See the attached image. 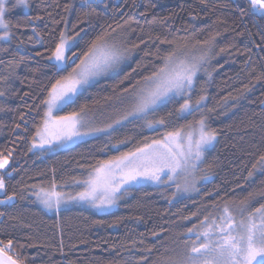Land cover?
Returning <instances> with one entry per match:
<instances>
[{
	"label": "trees",
	"instance_id": "obj_1",
	"mask_svg": "<svg viewBox=\"0 0 264 264\" xmlns=\"http://www.w3.org/2000/svg\"><path fill=\"white\" fill-rule=\"evenodd\" d=\"M68 2L30 0V15L43 17L34 22H27L25 12L14 7L11 1L7 6V18L20 25L13 28L19 39L12 41V51H16L19 40L24 41L15 56L12 52H0V61H3L0 77H8L6 83L0 81V88L10 85L9 94L0 97V106L6 109L0 111V151L5 154L12 151L9 168L12 175L5 179L10 191L15 186L24 197L0 204V213H3L0 239L5 242L13 239L14 251L9 255L23 260L24 264H137L142 251L152 248L149 264H160V260L170 254L166 250L174 246L176 238L198 223L192 213L199 211V219H203L205 205L216 202L222 207V201L228 200L237 207L249 193L255 197L253 208L264 203L260 196L264 193V173L257 171L245 180L259 155L258 149L264 147V104L261 103L264 101V79L256 80L264 74V59H261L264 51L255 46L264 47L260 35L264 32V20L251 15L241 18L236 3L247 8V0H205L203 4L201 0H107V12L90 21L95 31L105 22L115 27L114 21L121 24L128 21L123 35L129 44L145 41L130 60L81 96L78 103H89L93 111L118 102L115 98L111 101L104 98L112 96L113 86L118 85L125 72L136 67L145 48L155 49L158 43L155 37L176 39L180 43L187 40L191 48L192 45L203 47L196 42L216 36L205 65L212 76L209 79L202 71L193 93L195 99L201 86L206 89L207 100L202 111L208 117V125L218 133L214 146L204 153L205 163L200 166L203 171L212 164L211 180L198 184L199 193L172 197L175 188L167 185L133 186L112 210L104 213L85 205L49 211L35 201L33 186L49 188L55 181L58 188L65 187L66 193L70 191L75 196L83 186L73 183V177L85 179L91 165L134 149L145 136L157 137L182 125L186 128L189 122L193 125L201 115V110L186 117L178 118L173 114L167 118L166 128L158 127L155 131L142 128L140 120L124 122L115 126V130L61 150L29 152V143L43 115V108H36L40 101L34 97L40 92L48 71L45 65L49 52L46 49L54 47L53 35H59L58 31L53 34L50 30L64 27V21L54 25L53 18L67 17L70 29L80 14L78 11L65 12L63 6ZM48 13H52L51 18ZM221 48L227 51L221 52ZM37 52L40 55H36ZM21 56L24 57L22 62L9 64L10 60L19 61ZM123 86H127V82ZM25 93L31 94L25 96ZM93 101L98 103L93 105ZM178 106L169 104L159 109L156 117L170 110L174 112ZM209 109L214 110L209 112ZM21 113H24V120L20 119ZM16 123L21 127L14 132ZM121 140L127 142L118 143ZM169 198H172L171 204ZM184 217H191V220Z\"/></svg>",
	"mask_w": 264,
	"mask_h": 264
},
{
	"label": "snow or ice",
	"instance_id": "obj_2",
	"mask_svg": "<svg viewBox=\"0 0 264 264\" xmlns=\"http://www.w3.org/2000/svg\"><path fill=\"white\" fill-rule=\"evenodd\" d=\"M204 2L205 0H201L202 4ZM247 3V8L236 3L241 18L251 15L264 20V0H247ZM7 4L8 0H0V41L4 42L0 44V52H12L15 56L24 41L19 40L16 51H12V41L19 39L13 28L20 25L13 24L7 18ZM13 6H22L25 9L27 22L43 19L40 15H30V0H15ZM56 6L60 7L59 3ZM108 8L107 0H79V3L69 0L64 4L63 10L78 11L80 14L77 22L69 29L67 17L61 16V20L53 18L54 25L64 21V27H54L50 30L53 34L58 31L59 35H53L54 47L46 49L49 52L48 63L45 65L48 71L40 92L34 97L40 101L36 108H43L42 127L38 126L32 137L33 141L39 142H34L29 151L33 148L63 147L83 136L105 133L109 129L115 130L114 125L124 122L140 120L143 121L142 128L155 131L158 127L166 128L167 118L173 114L179 118L201 110V115L195 121V129L187 133L182 125L157 137L145 136L134 149L91 165L87 178L81 180L73 177V183L83 186V190L75 196L66 197L63 192L57 191L55 181L47 189L41 187L36 190L33 186V194L48 210L56 209L59 212L61 205L71 200L85 201L98 209L111 208L116 206L117 201L130 190L132 184L142 181L174 187L172 197H177L181 194L199 193L198 184L211 180L212 164H208L207 170L203 171L200 166L205 163L204 153L214 146L218 133L208 125V117L202 111L207 100L206 89L201 86L200 94L195 99L193 93L202 71L209 79L212 76V72L205 65L210 59L216 36L212 35L205 41L196 42L203 45L204 50L200 55L190 54L195 48V45L189 47L190 41L180 43L176 39L155 37L154 40L158 41L155 43V49L145 48L144 55L136 67L130 72H125L118 85L113 86L112 96L104 98L106 101L115 98L121 105L116 109L117 118L104 127H96L93 123L94 117L89 115L93 106L87 102L78 103L81 96L93 84L98 83L100 78L113 73L125 61L130 60L133 53L145 44L143 40L129 44L123 35L128 21L124 24L114 21L115 27L105 22L99 31H95L90 22L91 18L100 17ZM48 16L51 18L52 13H48ZM196 18L193 16V19ZM32 30L36 32L35 28ZM92 31H95L94 35ZM260 35L261 41L264 42V32ZM255 46L264 51L261 45ZM220 51L227 50L221 48ZM36 55L40 53L37 52ZM23 60L24 57L21 56L19 61L10 60L9 64L16 65ZM261 79H264V74L256 77V80ZM7 80L8 77H0V81L6 83ZM126 82L127 86H123ZM9 88L10 85L0 88V97L7 96ZM247 90L246 85L245 91ZM96 103L98 101H93V105ZM261 103L264 104V101ZM169 104L179 106L174 112L170 110L166 115L157 118V111ZM5 110L0 106V111ZM20 119L24 120V113L20 114ZM20 127V123H16L12 131L15 132ZM126 142L121 140L118 143ZM258 152L259 155L245 180L257 171L264 173V147L258 149ZM12 157V151L7 154L0 151V204H9L18 197L24 198L22 193L15 190V186L9 190L10 186L5 179L6 176L12 175L9 171ZM198 173L200 174L197 175ZM260 196L264 199V193ZM254 199L253 193H249L237 207H233L228 200L222 201V207L216 202L210 206L205 205L206 214L203 219H199V211L192 213L198 223L186 228L184 233L176 238L174 246L166 250L170 254L162 258L160 264H264V203L253 208ZM169 203H172V198H169ZM2 215L3 213H0V216ZM184 219L190 221L191 217ZM62 246L63 241L61 251ZM13 251V239L6 242L0 239V264H24L23 260L13 259L9 255ZM152 253V248L144 249L137 264H149Z\"/></svg>",
	"mask_w": 264,
	"mask_h": 264
},
{
	"label": "rangeland",
	"instance_id": "obj_3",
	"mask_svg": "<svg viewBox=\"0 0 264 264\" xmlns=\"http://www.w3.org/2000/svg\"><path fill=\"white\" fill-rule=\"evenodd\" d=\"M12 2L11 4L12 5H15V0H8V4L9 2ZM7 4V6H8ZM15 7H18L20 8L23 12H25V9L22 7V6H15ZM203 47L202 46H195L194 49H192L191 51V55H200L201 52L203 51ZM116 71V70H115ZM112 74V73H110ZM109 74V75H110ZM108 76V75H107ZM106 77V76H105ZM103 78V77H102ZM101 79V78H100ZM99 79V80H100ZM121 105L119 104V102H116L114 104H112L110 107H101V108H98L92 112L89 113L90 116L94 117V120H93V123H94V126L96 127H104L106 124L108 123H111L112 120L116 119L117 118V112H116V109L117 108H120ZM115 114V115H114ZM42 127V121H41V124L39 125ZM117 126V125H114V127ZM195 129V124L191 125V128L186 127L184 128V131L187 133L191 130ZM110 130V129H109ZM99 134H102V133H94L92 135H89V136H83V137H80L76 140H74L73 142L69 143V144H66L64 145L63 147H56V148H45V149H40V148H33L32 151H29V148L32 146V144L35 142V143H38L39 141H33V139L30 141L29 143V146H28V151L29 152H34V151H41V150H47L49 152H53V151H57V150H61V149H64V148H67L75 143H78L80 141H83V140H86L88 138H91V137H94L96 135H99ZM35 135V134H34ZM200 173H198L197 175H199ZM87 178V177H86ZM200 184V183H199ZM139 185H150V186H159V185H156V184H153L151 182H140V183H137V184H132L130 187H133V186H139ZM50 188V187H49ZM39 188H37L36 190H38ZM47 189V188H46ZM57 191H60V192H63L65 194V196L67 197L68 195H71V192H67L66 193V189L65 187L63 188H58L56 189ZM195 192L193 193H187V194H181L180 196H190V195H193ZM74 196V195H72ZM33 197L35 199V201H37L39 203V201L37 200L36 196L33 194ZM73 205H85V206H89L91 207L93 210H95L96 212H99V213H104V212H108L110 210L113 209V207L111 208H105V209H98L96 207H93L90 203L88 202H85V201H78V200H71L67 203H64L61 205L60 209L62 208H67V207H70V206H73ZM48 210V209H47ZM49 211H57L56 209H52V210H49ZM237 220H239V216L237 217Z\"/></svg>",
	"mask_w": 264,
	"mask_h": 264
}]
</instances>
